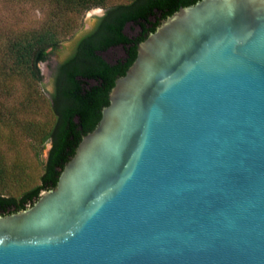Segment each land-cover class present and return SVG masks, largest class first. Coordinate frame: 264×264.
I'll use <instances>...</instances> for the list:
<instances>
[{
    "label": "water",
    "instance_id": "water-1",
    "mask_svg": "<svg viewBox=\"0 0 264 264\" xmlns=\"http://www.w3.org/2000/svg\"><path fill=\"white\" fill-rule=\"evenodd\" d=\"M60 173L0 264H264V0L162 19Z\"/></svg>",
    "mask_w": 264,
    "mask_h": 264
},
{
    "label": "trees",
    "instance_id": "trees-1",
    "mask_svg": "<svg viewBox=\"0 0 264 264\" xmlns=\"http://www.w3.org/2000/svg\"><path fill=\"white\" fill-rule=\"evenodd\" d=\"M49 1L55 12L47 25L38 30L0 36V144L2 129L16 122L14 113L4 102L12 95V84L16 80L28 81L29 84L42 81L40 64L48 61L60 49L66 36L76 25V15L92 7H102L109 11L101 19L97 32L79 40L76 44L77 53L69 56L59 68L56 90L52 96L57 122L43 139V144L51 142V148L40 184L28 190L15 186L14 174L0 146V213L4 214L25 210L39 198L43 190L56 187L60 169L74 156L83 136L93 131L101 120L102 110L109 105V94L116 79L126 74L136 59L137 45L145 37L137 39L136 47L128 50L129 62L125 66L111 68L106 63L93 60L92 58H96V50L118 43H125L127 46L130 40L123 31L129 22L141 25L148 35L155 31L161 19L199 0H131L117 5H111V0ZM154 18H157V22L153 21ZM87 60L94 65H79L86 64ZM80 74L96 78L99 85L87 88L77 80ZM13 188L22 191L18 193Z\"/></svg>",
    "mask_w": 264,
    "mask_h": 264
},
{
    "label": "rangeland",
    "instance_id": "rangeland-1",
    "mask_svg": "<svg viewBox=\"0 0 264 264\" xmlns=\"http://www.w3.org/2000/svg\"><path fill=\"white\" fill-rule=\"evenodd\" d=\"M130 1L111 0V5ZM105 9L92 7L76 15V25L60 49L48 61L40 64L42 81L29 84L28 81L16 80L11 86L12 95L4 100L14 113L16 122L2 129L0 146L14 174V185L22 190L40 184L51 148V142L43 144V139L57 122L52 96L56 90L58 66L72 52L75 41L96 22V18L104 15ZM54 12L49 0H0V36L41 29L49 23ZM13 190L18 193L22 191Z\"/></svg>",
    "mask_w": 264,
    "mask_h": 264
},
{
    "label": "flooded vegetation",
    "instance_id": "flooded-vegetation-1",
    "mask_svg": "<svg viewBox=\"0 0 264 264\" xmlns=\"http://www.w3.org/2000/svg\"><path fill=\"white\" fill-rule=\"evenodd\" d=\"M108 11H109L108 9H105L104 15L96 18V22L92 26H90L78 38V40L75 41L74 46L72 48V52L62 61V63L65 60H67L69 56H72L73 54L77 53L78 50H77L76 44L79 40H81L83 37H85L87 35H90V34L97 32V30L99 29L98 25H99L101 19L107 16ZM159 18H161V14L159 15ZM153 21L157 22V18H154ZM123 32L126 35V37H128L130 40V43L127 46L125 43H118V44H111L105 49L99 47L96 50V54H95L96 58H92V59L97 61V62L106 63L111 68H115V67L120 66V65L125 66L127 64V62H129L128 50H130L131 48H135L136 47L135 42L137 41V39L142 38V37L143 38L146 37L147 32H145V30L143 29V27L141 25L136 24L135 22H129L125 26ZM62 63L58 66L57 73L59 72V68L62 65ZM79 65L81 67H84L87 65L92 66V65H94V63L87 60L86 64L79 63ZM77 80L80 82H83V85H86L87 88H89V89L99 85V82L96 78L86 77L83 74H80L77 77ZM76 121L77 122L79 121L78 117L76 118Z\"/></svg>",
    "mask_w": 264,
    "mask_h": 264
}]
</instances>
